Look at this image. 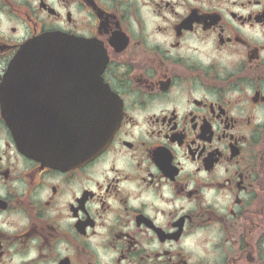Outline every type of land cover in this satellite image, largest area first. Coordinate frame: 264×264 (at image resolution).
Wrapping results in <instances>:
<instances>
[{
    "label": "flooded vegetation",
    "instance_id": "flooded-vegetation-1",
    "mask_svg": "<svg viewBox=\"0 0 264 264\" xmlns=\"http://www.w3.org/2000/svg\"><path fill=\"white\" fill-rule=\"evenodd\" d=\"M52 32L98 84L47 73L34 109H84L100 76L121 108L87 162L25 153L4 116L10 64ZM0 264H264V0H0Z\"/></svg>",
    "mask_w": 264,
    "mask_h": 264
},
{
    "label": "water",
    "instance_id": "water-1",
    "mask_svg": "<svg viewBox=\"0 0 264 264\" xmlns=\"http://www.w3.org/2000/svg\"><path fill=\"white\" fill-rule=\"evenodd\" d=\"M89 46L61 33H46L27 41L10 64L1 90L4 116L25 153L48 162L62 161L79 150L76 159L87 162L110 143L120 124L121 108L114 101L106 104L107 87L101 76L100 96L85 95L84 109L49 113L33 107L34 82L45 81L44 75L50 72H65L66 66L75 74H92L85 81L98 84L94 59L77 52L88 51ZM63 57L68 58L65 63Z\"/></svg>",
    "mask_w": 264,
    "mask_h": 264
}]
</instances>
